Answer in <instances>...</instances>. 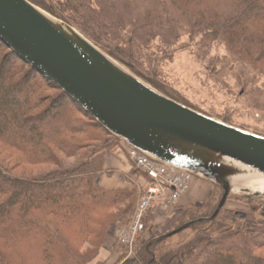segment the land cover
<instances>
[{
	"label": "trees",
	"instance_id": "obj_1",
	"mask_svg": "<svg viewBox=\"0 0 264 264\" xmlns=\"http://www.w3.org/2000/svg\"><path fill=\"white\" fill-rule=\"evenodd\" d=\"M28 1L183 105L178 94L139 69L142 58L151 59L152 46L169 56L183 35L206 51L220 43L240 71L249 68L264 80V0ZM46 114L56 115L41 119ZM110 137L0 41V264L91 263L110 227L127 221L136 201L134 188L106 189L97 183L114 145ZM215 190L219 193L209 195L208 212L197 215L185 207L174 228L210 216L221 197ZM236 199L248 206L243 217L223 207L214 220L189 226L200 238L179 247V264H264V223L258 221L264 219V202ZM69 227L77 232L75 238ZM167 238L153 237L145 218L133 254L120 252L118 264H170L159 260ZM21 244L23 254L17 248Z\"/></svg>",
	"mask_w": 264,
	"mask_h": 264
},
{
	"label": "water",
	"instance_id": "obj_2",
	"mask_svg": "<svg viewBox=\"0 0 264 264\" xmlns=\"http://www.w3.org/2000/svg\"><path fill=\"white\" fill-rule=\"evenodd\" d=\"M0 41L111 135L221 190L210 216L191 220L166 237L214 220L237 182L242 192L264 194L263 135L169 98L28 0H0Z\"/></svg>",
	"mask_w": 264,
	"mask_h": 264
},
{
	"label": "rangeland",
	"instance_id": "obj_3",
	"mask_svg": "<svg viewBox=\"0 0 264 264\" xmlns=\"http://www.w3.org/2000/svg\"><path fill=\"white\" fill-rule=\"evenodd\" d=\"M175 22L177 23L176 20ZM205 53L206 57L200 60ZM167 55L169 56L163 55L162 52L156 50L155 46H152L151 51L147 54V58L150 57L151 59L142 58V65H140L139 69L157 81L163 82L181 97L178 99L184 104L215 119L220 121L225 119L227 120L226 123L251 132H260V135L264 136V80L262 77L249 68H245L244 72L240 71V65L230 59L225 47L220 43L213 44L212 48L206 51V49H199L195 42L188 43L187 37L183 35L176 48L173 49L171 54ZM55 115L49 117L46 114L41 119H50ZM114 137L109 138L114 145L105 157L111 151L119 148L126 151L129 159V147L121 139ZM129 161L131 162L130 159ZM106 163L116 168L114 158H107ZM25 168L28 169L29 167ZM33 170L37 171L39 169L36 167ZM127 174L131 179L130 187L136 191L134 209L138 199L143 195L142 185L144 184V178H141L142 173L133 165L129 168ZM241 184V182H237L233 192L230 194L233 198L226 200L224 205L226 210L236 212L248 210L246 203L236 199L238 196L264 202V194L253 196L251 193L242 192ZM214 186L210 181L192 176L189 188L185 193L190 199L192 198L189 204L180 206V201H178L175 206L165 207L155 203L156 206L145 217L147 218V226L151 235L153 237L161 235L166 237L165 235L177 229L174 227L181 220L180 213L185 207L193 208L197 215L208 212L207 203L210 200V196L219 193L215 190L217 186ZM181 218L182 221L187 220L188 215H183ZM258 221L261 224L264 223V219ZM120 222L124 223V221ZM117 225L118 223L110 227L98 254L90 264H118L117 257L124 252V249L117 244L114 237V229ZM68 231L73 238L78 235L72 227H69ZM199 238L200 236L189 227L169 236L162 244L163 248L159 250L162 252L159 260L167 261L170 264H179V258L181 257L178 252L179 247L183 243L194 245ZM141 239H147V235ZM17 248L23 254V244L17 246ZM1 249L4 250L3 247ZM132 254L133 252L129 256ZM12 257L15 258L14 256ZM12 257L11 259L13 260Z\"/></svg>",
	"mask_w": 264,
	"mask_h": 264
},
{
	"label": "built area",
	"instance_id": "obj_4",
	"mask_svg": "<svg viewBox=\"0 0 264 264\" xmlns=\"http://www.w3.org/2000/svg\"><path fill=\"white\" fill-rule=\"evenodd\" d=\"M128 157L133 166L147 178L142 185L143 195L138 199L127 223L114 229V237L127 254L132 253L133 244L141 234L143 220L151 203L158 201L165 207L174 206L189 187L191 173L157 162L138 150L129 147Z\"/></svg>",
	"mask_w": 264,
	"mask_h": 264
},
{
	"label": "crops",
	"instance_id": "obj_5",
	"mask_svg": "<svg viewBox=\"0 0 264 264\" xmlns=\"http://www.w3.org/2000/svg\"><path fill=\"white\" fill-rule=\"evenodd\" d=\"M109 157L114 158L116 168H113L106 163V159ZM131 166L132 163L127 158L126 151L124 149L116 148L105 157L103 171L100 172L96 178L98 185L106 189L132 188L130 187L131 179L127 174ZM109 173L111 174L107 175ZM180 199V206L189 204L192 201V198L190 199L186 194H184V196H182Z\"/></svg>",
	"mask_w": 264,
	"mask_h": 264
},
{
	"label": "bare ground",
	"instance_id": "obj_6",
	"mask_svg": "<svg viewBox=\"0 0 264 264\" xmlns=\"http://www.w3.org/2000/svg\"><path fill=\"white\" fill-rule=\"evenodd\" d=\"M253 181V180H252Z\"/></svg>",
	"mask_w": 264,
	"mask_h": 264
}]
</instances>
